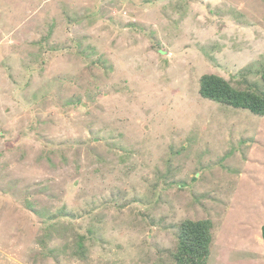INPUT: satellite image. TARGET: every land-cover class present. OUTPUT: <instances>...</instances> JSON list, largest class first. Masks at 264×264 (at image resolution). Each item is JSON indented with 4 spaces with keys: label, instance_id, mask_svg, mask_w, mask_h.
<instances>
[{
    "label": "rangeland",
    "instance_id": "rangeland-1",
    "mask_svg": "<svg viewBox=\"0 0 264 264\" xmlns=\"http://www.w3.org/2000/svg\"><path fill=\"white\" fill-rule=\"evenodd\" d=\"M264 0H0V264H264Z\"/></svg>",
    "mask_w": 264,
    "mask_h": 264
},
{
    "label": "trees",
    "instance_id": "trees-1",
    "mask_svg": "<svg viewBox=\"0 0 264 264\" xmlns=\"http://www.w3.org/2000/svg\"><path fill=\"white\" fill-rule=\"evenodd\" d=\"M264 82V68L261 72ZM200 95L234 107L246 108L264 115V87L235 86L225 77L206 73L200 78ZM212 219H185L180 224L178 244L174 253L177 264H207L213 239Z\"/></svg>",
    "mask_w": 264,
    "mask_h": 264
},
{
    "label": "water",
    "instance_id": "water-1",
    "mask_svg": "<svg viewBox=\"0 0 264 264\" xmlns=\"http://www.w3.org/2000/svg\"><path fill=\"white\" fill-rule=\"evenodd\" d=\"M262 234H263V238H264V226H263V228H262Z\"/></svg>",
    "mask_w": 264,
    "mask_h": 264
}]
</instances>
